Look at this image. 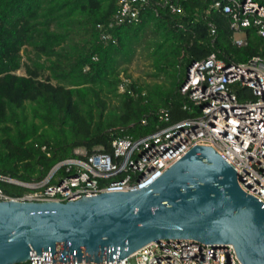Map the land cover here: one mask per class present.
<instances>
[{
    "label": "trees",
    "instance_id": "16d2710c",
    "mask_svg": "<svg viewBox=\"0 0 264 264\" xmlns=\"http://www.w3.org/2000/svg\"><path fill=\"white\" fill-rule=\"evenodd\" d=\"M118 2L0 0V175L39 184L76 150L110 154L118 137L137 139L162 129L159 109H167L170 123L188 119L182 68L213 52L227 64L264 59V38L256 29H242L246 45L238 47L228 17L212 10L204 15L207 0H171L181 14L160 9L157 18L146 10L139 23L106 30ZM210 23L216 29L213 43ZM98 26L117 43L102 41ZM140 49L149 51V83L130 81L127 74ZM122 75L130 82L124 93L118 88ZM232 92L240 102L251 97L239 86ZM0 188L12 198L25 192Z\"/></svg>",
    "mask_w": 264,
    "mask_h": 264
},
{
    "label": "built area",
    "instance_id": "2783aa9c",
    "mask_svg": "<svg viewBox=\"0 0 264 264\" xmlns=\"http://www.w3.org/2000/svg\"><path fill=\"white\" fill-rule=\"evenodd\" d=\"M210 10L228 17L234 44L246 45L242 29L254 28L264 38V5L255 0H207ZM181 14L171 0H119L118 10L106 30L135 25L150 10L159 17V10ZM214 41L215 27L209 24ZM100 38L105 43L117 40L106 35L103 26ZM130 82L121 77L119 92ZM233 86L251 93L239 101ZM180 92L187 98L182 111L190 117L170 123L167 109H159L156 117L162 129L133 139L118 137L111 143V153L98 148L92 154L74 151V158L63 160L51 168L38 183H24L0 175V184L24 189L20 197L7 196L0 188V201L73 202L102 193L136 192L148 187L165 171L195 147L211 148L237 175V185L245 194L264 205V59L254 57L247 63L227 64L213 52L202 61L188 66ZM142 126L147 120H140ZM46 152V147H41ZM27 264H52L50 252L33 257ZM100 264V263H98ZM116 264H242L230 245L213 248L194 240H162L149 243Z\"/></svg>",
    "mask_w": 264,
    "mask_h": 264
},
{
    "label": "water",
    "instance_id": "95a60500",
    "mask_svg": "<svg viewBox=\"0 0 264 264\" xmlns=\"http://www.w3.org/2000/svg\"><path fill=\"white\" fill-rule=\"evenodd\" d=\"M165 239L231 245L242 264H264V205L242 191L214 150L199 146L136 192L0 201V264L47 252L52 264H116Z\"/></svg>",
    "mask_w": 264,
    "mask_h": 264
},
{
    "label": "rangeland",
    "instance_id": "374dc122",
    "mask_svg": "<svg viewBox=\"0 0 264 264\" xmlns=\"http://www.w3.org/2000/svg\"><path fill=\"white\" fill-rule=\"evenodd\" d=\"M26 51H29V48L26 49ZM147 53H149L148 50L145 49H140L137 53L135 58L132 61V64L128 66L127 69V74L130 75L131 78L130 81H136L139 83L142 82H151V77L149 74L152 73V66L151 62L147 56ZM28 55L23 53V62L28 63L27 61ZM186 71H187V66L182 68L181 74H180V80L184 81L186 78ZM17 74L23 75L24 71L21 70ZM124 77V75H122ZM126 78V77H124Z\"/></svg>",
    "mask_w": 264,
    "mask_h": 264
},
{
    "label": "bare ground",
    "instance_id": "6f19581e",
    "mask_svg": "<svg viewBox=\"0 0 264 264\" xmlns=\"http://www.w3.org/2000/svg\"><path fill=\"white\" fill-rule=\"evenodd\" d=\"M17 202V201H16ZM231 246V245H230ZM232 247V246H231Z\"/></svg>",
    "mask_w": 264,
    "mask_h": 264
}]
</instances>
